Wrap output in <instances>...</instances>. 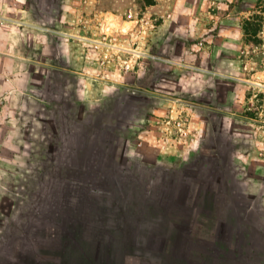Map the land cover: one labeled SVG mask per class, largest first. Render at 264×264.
I'll return each mask as SVG.
<instances>
[{
    "label": "rangeland",
    "instance_id": "1",
    "mask_svg": "<svg viewBox=\"0 0 264 264\" xmlns=\"http://www.w3.org/2000/svg\"><path fill=\"white\" fill-rule=\"evenodd\" d=\"M145 128L264 195V0H0V261L59 249L77 157Z\"/></svg>",
    "mask_w": 264,
    "mask_h": 264
},
{
    "label": "crops",
    "instance_id": "2",
    "mask_svg": "<svg viewBox=\"0 0 264 264\" xmlns=\"http://www.w3.org/2000/svg\"><path fill=\"white\" fill-rule=\"evenodd\" d=\"M146 129L138 144L92 139L97 152L76 159L74 219L62 211L45 224L59 229L60 248L39 257L28 240L0 264H264V195L252 186L257 201L244 200L225 160L190 149L193 138L167 145Z\"/></svg>",
    "mask_w": 264,
    "mask_h": 264
},
{
    "label": "bare ground",
    "instance_id": "3",
    "mask_svg": "<svg viewBox=\"0 0 264 264\" xmlns=\"http://www.w3.org/2000/svg\"><path fill=\"white\" fill-rule=\"evenodd\" d=\"M107 27V26H106Z\"/></svg>",
    "mask_w": 264,
    "mask_h": 264
}]
</instances>
